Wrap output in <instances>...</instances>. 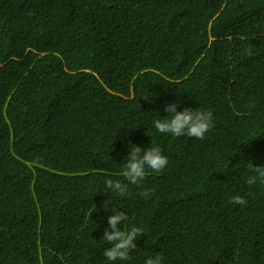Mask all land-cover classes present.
Returning <instances> with one entry per match:
<instances>
[{
    "label": "trees",
    "instance_id": "trees-1",
    "mask_svg": "<svg viewBox=\"0 0 264 264\" xmlns=\"http://www.w3.org/2000/svg\"><path fill=\"white\" fill-rule=\"evenodd\" d=\"M172 102L212 112L203 140L157 132ZM133 145L167 167L105 191ZM248 161L264 165V0H0V264H264ZM114 208L145 232L128 260L102 256Z\"/></svg>",
    "mask_w": 264,
    "mask_h": 264
},
{
    "label": "clouds",
    "instance_id": "clouds-1",
    "mask_svg": "<svg viewBox=\"0 0 264 264\" xmlns=\"http://www.w3.org/2000/svg\"><path fill=\"white\" fill-rule=\"evenodd\" d=\"M165 112L170 114V119L153 121L155 129L159 133L203 140L205 134L214 127L213 115L209 110L184 108L177 111L176 102H172L165 106ZM168 163L167 156L162 154L159 146L147 147L142 150L141 147L133 145L129 149L120 172L127 184L121 180L105 179V191H111L120 197H124L128 191V184L141 185L149 171L160 173L167 167ZM247 167L250 175L245 178V183L249 186L257 183L264 185V165H254L248 161ZM140 195L147 199L151 196V192L142 191ZM229 203L245 205L246 200L243 196L233 195L229 198ZM125 220H127L126 213L115 208L112 209V214L107 217L108 227L104 229L102 238L109 246L104 248L102 256L108 261L128 260L130 250L137 247L134 240L145 233L141 228L135 226L130 230H123L121 224ZM145 264H163V257L159 254L155 257H149L145 260Z\"/></svg>",
    "mask_w": 264,
    "mask_h": 264
}]
</instances>
